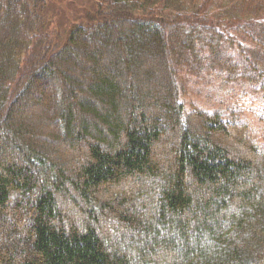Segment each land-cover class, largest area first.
Wrapping results in <instances>:
<instances>
[{
  "label": "trees",
  "instance_id": "16d2710c",
  "mask_svg": "<svg viewBox=\"0 0 264 264\" xmlns=\"http://www.w3.org/2000/svg\"><path fill=\"white\" fill-rule=\"evenodd\" d=\"M50 3L0 0V264H264V142L182 101L264 83V0Z\"/></svg>",
  "mask_w": 264,
  "mask_h": 264
},
{
  "label": "rangeland",
  "instance_id": "374dc122",
  "mask_svg": "<svg viewBox=\"0 0 264 264\" xmlns=\"http://www.w3.org/2000/svg\"><path fill=\"white\" fill-rule=\"evenodd\" d=\"M85 1L86 0H52L54 5L52 3L49 5L55 10L57 9L55 3H57V5L69 4L71 7L83 9L80 4L85 3ZM232 52L234 57H240L241 51L239 47H234ZM151 65L155 67L157 73H160V75L163 76L162 71L164 69L157 64V60L151 62ZM218 75L220 80L227 82L226 85L216 81V75L214 73L211 74L213 79L209 75L206 79H200L199 83H192L194 82V80H192L191 86L187 88V96H184L182 101L185 103L187 111L196 110L198 113H215L216 110H220L222 113H225V116L222 117V120L225 122L241 121L249 124L251 127V132L249 133L244 131L243 127L231 124L234 125V127L231 126L232 128L239 127V129H231V139H228L227 141L220 138V140L223 141V145H226L234 155H238L240 151L243 152V146L240 144V139H244L245 135L248 139L250 138L247 134H250L251 137H256V140L259 141V143L264 142V123L257 115L264 104V83L260 82L258 79L252 81L251 79H254L255 76L253 73H247L245 76L234 81L229 79L230 72H220ZM46 95L49 98L46 100L44 105L45 108L51 103V93L49 92ZM243 106L245 109H248V111L244 110L243 112H240V110H234L237 107L242 109ZM42 110L37 112L38 117L42 113ZM41 125L42 123L38 124L37 127ZM79 150L81 151V149ZM162 152L164 151H161V153ZM113 193L116 194L117 191Z\"/></svg>",
  "mask_w": 264,
  "mask_h": 264
}]
</instances>
